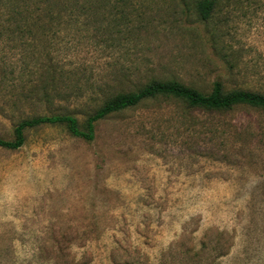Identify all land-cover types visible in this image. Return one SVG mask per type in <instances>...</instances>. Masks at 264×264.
Wrapping results in <instances>:
<instances>
[{"label":"rangeland","instance_id":"1","mask_svg":"<svg viewBox=\"0 0 264 264\" xmlns=\"http://www.w3.org/2000/svg\"><path fill=\"white\" fill-rule=\"evenodd\" d=\"M0 0V136L153 78L264 92V0ZM0 264H264V110L149 99L0 146Z\"/></svg>","mask_w":264,"mask_h":264},{"label":"trees","instance_id":"2","mask_svg":"<svg viewBox=\"0 0 264 264\" xmlns=\"http://www.w3.org/2000/svg\"><path fill=\"white\" fill-rule=\"evenodd\" d=\"M17 1L28 4L27 0ZM56 1L58 0H50L49 4L52 5ZM59 1L65 3V0ZM215 3L216 0H195V7L203 19H208ZM161 97L176 100L187 108L207 111H226L237 105H248L264 110V92L245 88L227 89L219 80L213 82L209 91H204L175 78H153L135 89L109 92L103 102L83 120L69 112L37 114L21 118L14 128L12 138L7 139L0 136V146L17 149L25 143L29 129L45 125H61L71 135L92 140L96 123L101 119L135 107L146 100Z\"/></svg>","mask_w":264,"mask_h":264}]
</instances>
